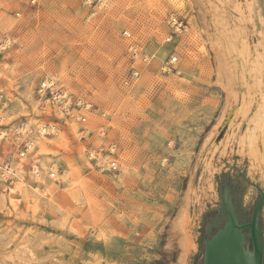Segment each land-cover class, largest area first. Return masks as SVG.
I'll list each match as a JSON object with an SVG mask.
<instances>
[{
	"label": "rangeland",
	"instance_id": "obj_1",
	"mask_svg": "<svg viewBox=\"0 0 264 264\" xmlns=\"http://www.w3.org/2000/svg\"><path fill=\"white\" fill-rule=\"evenodd\" d=\"M209 2L240 26L248 60L264 80V0H225L224 5L204 0L205 6L202 0H0V36L17 38L7 56L0 55L11 77H0V105L6 102L11 112L4 128L45 118L66 138L50 145L41 161L47 181L51 163L59 175L55 204L30 199L24 188H16V174L8 181L1 177L14 161L13 168L29 178L31 161L20 156L28 138L0 143L7 164L0 168V264H178L180 259L202 264L208 223L221 207L224 173L236 166L264 190V180L257 171L249 174L247 158L239 155V135L251 115L244 121L234 115L238 102L233 104L217 79ZM169 12L183 21L177 37H170ZM129 44L147 61L132 58ZM172 53L176 70L164 72ZM131 67L138 76L125 83ZM54 76L72 93L66 111L75 114L70 118L76 120V135L32 109L37 99L42 108L48 97L41 82ZM4 147L15 148L16 156L6 155ZM79 147L95 153L97 162L116 160L118 168L83 162ZM205 161L215 168L212 176ZM3 185L16 188L17 206L10 213L1 199ZM184 209L196 244L187 255L178 226ZM259 222L264 225V202Z\"/></svg>",
	"mask_w": 264,
	"mask_h": 264
},
{
	"label": "bare ground",
	"instance_id": "obj_2",
	"mask_svg": "<svg viewBox=\"0 0 264 264\" xmlns=\"http://www.w3.org/2000/svg\"><path fill=\"white\" fill-rule=\"evenodd\" d=\"M202 1L204 3V0ZM218 1H220L222 5H224L223 2L225 3V0ZM206 6V13L209 16V18L207 17V19L210 22V27L212 29V36L210 37V39L212 45L218 53L217 55L219 56L217 60L219 61L217 66V79L219 77V79L223 81L222 86L227 91V95L229 96V98L232 99V102H234L233 104H236V102H238L233 106L234 115L241 116L242 121H244L245 118L251 115L250 119H248L249 122H245L246 124L249 123L246 131H244V133L242 132L243 134L241 136L239 135L238 144L239 151L241 152L239 153V155L243 154L247 158L249 163L247 164L250 166L249 174L252 175L253 171L255 173L258 172L260 175L259 177L264 180V80H261L262 78L259 79L255 75V69L257 67L253 68L251 66L253 62L250 63L251 61L248 60L249 56L247 57V38L245 39L244 36H241L243 33L240 29V26L238 25V28L235 23L234 25H231L229 23L227 17L225 16V10L222 7L213 5L210 2ZM236 8H238V6ZM200 10H202V6H200ZM238 10L236 12H238ZM239 11L241 13V10ZM203 19L204 23L208 25V21L206 23L205 16L203 17ZM16 39L17 38L15 36H12L8 33L0 36V55L2 54L4 57L7 56V53L4 54V52L8 47L16 42ZM258 64L255 65L254 63V66H258ZM9 70L10 69L7 62L0 63V77L8 78L9 80H11L10 74L8 72ZM259 70V72H261L262 67ZM55 79H58V77L54 76L47 79V81H42L40 89L42 92L44 88L50 87L51 90H53V97L51 99H45L41 105V109H39L40 100L37 99L36 101L32 102V109L33 111L42 110L41 112L44 116H51L57 120H60L66 125L68 131L72 135H76L78 126L73 123L76 120L70 118L75 117V114L68 115L66 111V98H68L69 92L67 88L64 87V83H59V85H57V80ZM54 91L57 92L54 93ZM1 97L2 96L0 92V98ZM78 100H81L80 96H78ZM6 106V102H3L2 105H0V126L2 127L0 129V143H3L4 146H6L12 142V139L14 137L28 138L29 141L26 145V152H22L20 156L26 162L31 161L32 172L28 174L29 178H26V175L23 171L17 172L13 168L14 161H11L9 163L11 165V168H9V170L7 169L6 172H3L1 177L3 181H8L11 178L12 174H16V177L18 178V182L15 185L16 188H20V190L21 188H24L27 192L26 195L29 196L30 199H33V201L37 203L44 200L45 203L55 204L58 187L55 185L54 181L59 180V175L57 174L55 164L51 163L49 165V171L52 179L50 181H47L44 175H42L43 169L41 161L42 158L48 157L49 151L50 149H52L49 148V146L61 145V142L66 140L65 135H63L62 132L61 134L59 130L56 129L55 126H53V124L48 123L45 118L34 120L28 119L29 121L24 124L15 126L11 125V128L5 129L4 127L9 126L8 117H11V112ZM92 127H95L96 129L100 128L99 125H95ZM50 134L59 135H57V139L55 140H52L51 138L47 139L46 135ZM227 144L228 143H225L224 148ZM8 149L4 147L5 154L9 155V153H11L10 156H13L14 158L17 153L15 151L16 149L14 148L11 151ZM223 151L224 150H222V155L224 153ZM30 153H34L32 159H30L29 157ZM78 154L81 160L88 164L91 159L97 157V155L93 152L84 153L83 147L78 148ZM103 159H105V157ZM205 163L207 164V166L205 164L204 165L207 172L209 173V176H212L215 171L214 166L211 164V161H205ZM1 165L7 166L6 162L3 160V157H0V168ZM209 185V187L212 188V184L209 183ZM14 188L5 185H3L2 187L1 199L3 207H5L9 211V213L11 212V210H13V208L17 206V202L15 199L16 197L12 195V192L16 190V188ZM189 219V212L184 209L178 219L179 230L182 232V238L180 239L182 255H187L188 252L196 250L195 241L187 226L190 223ZM178 264H185V262L183 259H180V262Z\"/></svg>",
	"mask_w": 264,
	"mask_h": 264
},
{
	"label": "water",
	"instance_id": "obj_3",
	"mask_svg": "<svg viewBox=\"0 0 264 264\" xmlns=\"http://www.w3.org/2000/svg\"><path fill=\"white\" fill-rule=\"evenodd\" d=\"M220 191L221 207L208 223L202 264H264V225L259 222L264 190L231 166L222 176Z\"/></svg>",
	"mask_w": 264,
	"mask_h": 264
},
{
	"label": "built area",
	"instance_id": "obj_4",
	"mask_svg": "<svg viewBox=\"0 0 264 264\" xmlns=\"http://www.w3.org/2000/svg\"><path fill=\"white\" fill-rule=\"evenodd\" d=\"M166 23L169 26V28L171 29V35L170 37H177L178 36V31H182L181 30V26H182V19L175 13V12H169L166 15ZM184 28V27H183ZM170 38L167 39V41H169ZM128 50L130 52V55L132 56V58H136L138 55H141V60L143 62L147 61V56L145 54H140V52L137 51V48L134 46V44H129L128 45ZM177 62V56L172 53L167 60L164 61L163 66H162V70L165 71H175L176 68L174 67V64ZM138 76V71L135 67H131L128 70V74L126 76L125 79V83H127L129 80H132L133 78ZM61 91V90H59ZM57 91H54V93H56ZM43 93L46 97H48L49 99H51L53 97V90H51L50 87H46L43 89ZM71 97H72V93L68 94V98H66V102H67V107L68 109L71 106ZM81 106H83L84 108H86V104L85 103H81L79 104ZM80 120L85 121V117L81 116ZM110 153L114 152V148L113 146L110 144L108 146L107 149ZM93 163L96 164L97 166H101L104 168H108V169H112V170H116L118 168V163L116 162V160H112L111 162H108L107 166L106 163L104 162H97V160L94 158L92 159Z\"/></svg>",
	"mask_w": 264,
	"mask_h": 264
},
{
	"label": "flooded vegetation",
	"instance_id": "obj_5",
	"mask_svg": "<svg viewBox=\"0 0 264 264\" xmlns=\"http://www.w3.org/2000/svg\"><path fill=\"white\" fill-rule=\"evenodd\" d=\"M249 221H250V219H249ZM249 221H238V223H240V224H244V223H247V222H249ZM218 228V227H217ZM216 228V229H217ZM245 230H248V229H245ZM210 234H208V236H209ZM248 237V240H249V245L251 246V239H250V237L249 236H247ZM263 263H264V241H263Z\"/></svg>",
	"mask_w": 264,
	"mask_h": 264
}]
</instances>
